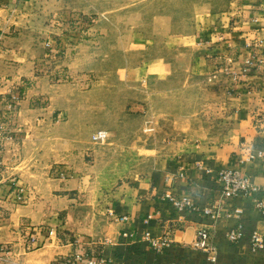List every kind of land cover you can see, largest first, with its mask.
<instances>
[{"label":"crops","instance_id":"obj_1","mask_svg":"<svg viewBox=\"0 0 264 264\" xmlns=\"http://www.w3.org/2000/svg\"><path fill=\"white\" fill-rule=\"evenodd\" d=\"M16 3L0 0V33L17 29L20 22L15 19L22 10ZM171 38L169 47L195 51L194 60L201 65L194 74H205L213 81L210 90L216 103L209 106L223 116L226 132H211L193 144L184 140L175 153L156 155L145 175L118 189L110 203L118 218H108L110 223L102 233L95 229L93 240L63 242L54 233H39L38 244L28 249L24 234L30 236L43 223L65 216L87 221L85 214L77 217L73 210L76 201L70 190L75 187L70 179L65 182L51 176L55 163L78 161V172H85L86 163L80 159L86 147L79 136L77 140L71 134L73 124L67 111L56 114L50 106L39 108L25 98L14 118L21 129H16L14 140L7 141L0 163V243L10 244L0 264H55L58 258L76 252L93 255L100 264H208L207 253L192 247L205 225L211 227L219 249L217 264H264V249L253 251L251 242L256 230L264 236V212L253 198H224L218 181L221 169L233 167L264 188V60L260 62L264 59V0H227L196 28ZM142 43L143 50L157 44L145 35ZM6 58L0 53V128L4 130L13 120L8 116V95L16 92L15 83L22 78L6 72ZM154 61L161 68L166 59ZM151 67L150 62L149 73L154 70ZM72 139L77 141L74 147ZM78 177L77 187L84 190L85 176ZM167 193L190 197L200 210L177 209L166 200ZM235 207L243 209L240 217L223 215L215 222L204 212L205 208L226 211ZM125 215L128 220L123 219ZM237 229L244 236L234 243L228 233ZM148 234L158 239L167 236L170 244L158 251Z\"/></svg>","mask_w":264,"mask_h":264},{"label":"rangeland","instance_id":"obj_2","mask_svg":"<svg viewBox=\"0 0 264 264\" xmlns=\"http://www.w3.org/2000/svg\"><path fill=\"white\" fill-rule=\"evenodd\" d=\"M226 3L18 0L22 12L15 19L20 22L17 29L0 33V53L7 57L4 69L22 77L15 83L16 92L8 95L13 120L4 126L6 143L21 129L14 118L27 98L56 114L67 111L71 134L86 147L80 159L86 163L85 172H78V161L55 163L51 176L70 179L75 187L70 190L76 201L73 210L77 217L85 214L87 221L59 217L40 225L42 235L54 233L63 242L93 240L95 229L102 233L108 218H116L110 203L118 189L145 175L156 155L175 153L184 140L193 144L211 132H226L223 116L209 106L216 103L210 90L213 81L194 74L201 65L194 60L195 51L167 45L173 35L190 32ZM143 35L159 45L143 50ZM158 57L166 59L164 67L156 66ZM150 62L154 70L149 73ZM100 131L106 137L95 140ZM80 175L85 176L84 190L77 187ZM27 237L24 234L23 240Z\"/></svg>","mask_w":264,"mask_h":264},{"label":"built area","instance_id":"obj_3","mask_svg":"<svg viewBox=\"0 0 264 264\" xmlns=\"http://www.w3.org/2000/svg\"><path fill=\"white\" fill-rule=\"evenodd\" d=\"M264 59H261L262 62ZM249 63H253V60H249ZM107 133L100 131L95 135V140H103L106 137ZM9 136L6 134V131L0 128V163L2 162L3 151L5 147L6 140ZM262 154H260L261 156ZM251 158H254L252 156ZM218 181L220 184V191L222 196L227 199H237L242 196L250 197L255 199L257 208L264 212V196L259 197L264 193V188L260 185L255 184L251 176L243 172L240 169L228 167L223 168L219 171ZM166 200L169 201L173 206L180 210H200L199 206L188 196L178 197L174 194L167 193ZM204 212L209 216L214 222L221 218L223 215L230 216H241L243 209L241 207H235L230 210L222 211L221 208L212 209L205 208ZM114 214V213H113ZM116 219L118 218L115 214ZM128 216H123V219L128 220ZM241 227V226H240ZM39 233L40 229L35 230L34 233H31L26 240V247L28 249H33L39 242ZM243 233L239 229L232 230L228 233V238L232 242H238L243 238ZM147 239L150 241L151 246L160 251L170 244L169 237L165 236L160 239L151 237L150 234L147 235ZM252 250L261 251L264 249V236L258 230L252 233ZM194 249H199L207 253V263L208 264H217L219 249L216 243L213 240L211 227L209 225L202 226L197 233L195 241L192 243ZM8 248L6 246H0V262L4 259L5 255L8 253ZM83 261H87L88 264H100V259L93 255L87 253L76 252L70 255H66L58 258L55 261V264H81ZM176 264V263H171Z\"/></svg>","mask_w":264,"mask_h":264}]
</instances>
